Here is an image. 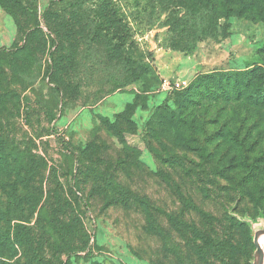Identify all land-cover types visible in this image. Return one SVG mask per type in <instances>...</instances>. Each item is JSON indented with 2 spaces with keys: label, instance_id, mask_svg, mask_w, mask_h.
Here are the masks:
<instances>
[{
  "label": "rangeland",
  "instance_id": "374dc122",
  "mask_svg": "<svg viewBox=\"0 0 264 264\" xmlns=\"http://www.w3.org/2000/svg\"><path fill=\"white\" fill-rule=\"evenodd\" d=\"M243 1L0 0V264H22L45 246L52 217L79 219L75 246L85 248L71 264H253L254 235L264 229V121L256 124L258 115L238 103L207 100L183 117L188 124L164 111L155 129L147 125L182 90L163 91L164 78L186 88L214 69L264 65V11ZM208 5L213 15L200 18ZM85 148L148 199L167 243L139 209L82 178V192L75 189L72 172L87 161ZM18 164L24 220L10 221L4 210ZM170 214L229 240L234 258L201 257L202 241L177 231ZM18 222L24 249L10 250L4 234L13 236ZM45 248L40 253L52 259Z\"/></svg>",
  "mask_w": 264,
  "mask_h": 264
},
{
  "label": "trees",
  "instance_id": "16d2710c",
  "mask_svg": "<svg viewBox=\"0 0 264 264\" xmlns=\"http://www.w3.org/2000/svg\"><path fill=\"white\" fill-rule=\"evenodd\" d=\"M248 2L258 5L264 11V0H245L243 4ZM213 10V6L208 5L199 8L198 15L200 18L210 19V15H213ZM261 49L264 50V47ZM4 51L5 48L1 47L0 54ZM263 52L264 51H262V57L264 60ZM176 95L175 106L171 107L167 104L160 105L158 113L153 115L148 121V129L153 130L156 128L161 120L160 116L164 111L171 119L177 120L180 124H188L189 119L183 117L190 113L193 114V112L207 100L218 103L223 102L228 105L231 103H238L239 108H246L249 112H254L258 115V121L256 122V124H258L264 121V65L259 63L243 69L220 68L214 69L211 72L201 73L197 75L186 88L176 92ZM107 124L115 131H119L114 123L108 122ZM118 134H120V131ZM59 139L67 150L75 157H79L76 148L71 143L67 142L63 137ZM81 152L82 155L88 159L86 162H80L74 169L75 171L72 172L73 180L76 185L75 189L82 192L80 187V179L82 178L84 181L90 182L99 194L107 196L109 200L120 203L125 207H135L139 209L148 219L147 224H149V231L161 236L163 241L167 243V240H169L167 234L152 218L148 199L140 197L131 189L117 181L113 175L109 174L107 168L101 163V160L94 159L90 156L91 151H89V149L85 148ZM17 174L20 178L11 183L12 188L7 193L9 206L4 210V214L9 216L10 221L24 220L23 215L25 209L22 206V197L19 196L17 183H24V187L27 185L25 184L26 179L21 172L19 164ZM167 217L177 231L185 230L202 241L203 244L199 245L197 249L201 257L206 258L209 254L215 255L224 263H226V261H231L232 257L234 258L232 245L229 244V240L212 238L202 233L193 223L187 222L177 216L170 214ZM76 221H79L77 217L71 218V222H63L60 217L57 219L54 217L50 218L47 223L44 224V230L46 231L45 235H47L46 244H50L53 258L49 260L45 255H42L40 250L43 251V249H46V244L45 246L39 244L38 247L32 248V253L34 254L26 256V260L22 264H71V258L77 255L80 249L85 248V245L81 248H76L77 246H75L74 237L78 236L81 232ZM23 227V224L18 222L14 227L16 232L13 233V236L11 235L12 233H10L11 229H9V233L4 234V239L7 240V242L9 241V246L11 245L9 248L10 250H14L16 244L24 249V238L19 235L20 229ZM82 236L85 237L87 241H90V235L87 232L83 231ZM171 249L172 251L178 252L175 245L172 246ZM179 254L178 252V255ZM63 255H65L67 259L64 260L62 258ZM2 264L11 263L3 261ZM91 264L102 263L98 260H93ZM151 264L155 263L152 262Z\"/></svg>",
  "mask_w": 264,
  "mask_h": 264
},
{
  "label": "water",
  "instance_id": "95a60500",
  "mask_svg": "<svg viewBox=\"0 0 264 264\" xmlns=\"http://www.w3.org/2000/svg\"><path fill=\"white\" fill-rule=\"evenodd\" d=\"M264 234V229L259 230L254 235V243L256 245V251L253 264H264V250L259 242V238Z\"/></svg>",
  "mask_w": 264,
  "mask_h": 264
},
{
  "label": "built area",
  "instance_id": "2783aa9c",
  "mask_svg": "<svg viewBox=\"0 0 264 264\" xmlns=\"http://www.w3.org/2000/svg\"><path fill=\"white\" fill-rule=\"evenodd\" d=\"M185 88V85L180 79H168L164 78L162 82V90L163 91H173V90H180Z\"/></svg>",
  "mask_w": 264,
  "mask_h": 264
},
{
  "label": "bare ground",
  "instance_id": "6f19581e",
  "mask_svg": "<svg viewBox=\"0 0 264 264\" xmlns=\"http://www.w3.org/2000/svg\"><path fill=\"white\" fill-rule=\"evenodd\" d=\"M261 238H264V234L260 236L259 240H260ZM261 246H262V245H261ZM262 248H263V250H264V247H263V246H262Z\"/></svg>",
  "mask_w": 264,
  "mask_h": 264
}]
</instances>
